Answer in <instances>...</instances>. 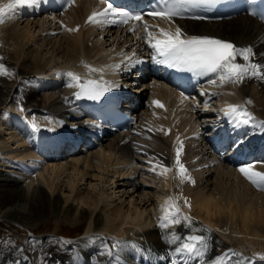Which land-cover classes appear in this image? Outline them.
Here are the masks:
<instances>
[{"label": "bare ground", "instance_id": "obj_1", "mask_svg": "<svg viewBox=\"0 0 264 264\" xmlns=\"http://www.w3.org/2000/svg\"><path fill=\"white\" fill-rule=\"evenodd\" d=\"M7 1L0 0V7L10 3L8 1L6 4ZM93 4H95L93 0H78L64 13L70 20L67 21L64 18L65 24L61 29L63 32L59 40L52 41V36H49L48 42H45L50 43L54 48L49 58L43 56L41 49L30 45V37L34 34L31 32L32 23L29 19H23V21L27 20L23 27H21V21L16 20L13 25L1 31L4 32L5 44L15 48L13 52L3 53L4 46L0 43V57H2L0 64L3 65L0 71H4V74L0 75V142L9 146V150L13 151L14 148L19 150V154H13L14 157L11 156L13 157L11 160L9 157L6 161L4 157L6 163L3 162L1 165L10 168L26 182L23 188H17V184H14L19 179H13L4 173L3 175L1 171L9 173L11 170L0 168V216L16 219L33 228L46 217L56 218V220L59 219V224L55 234H58L63 222L76 226L89 219L86 234L93 232L78 241L68 240L58 243L61 240L55 239L56 241L52 242L54 246L33 248L30 245L21 253H17L13 245H0V264H17V262L19 264H116L119 259L123 260L120 253L126 251L124 245L126 246L129 242L126 241L127 238H114L109 234L123 235L129 228V224L132 226L131 229L135 230L134 234L137 232V236H142L141 239H146L148 244L155 246L158 250L171 253L178 246L166 243L165 237L173 232L181 235L191 230L185 229L182 224L168 229L155 226L157 221L152 216L154 213L150 207L154 201L157 203L156 200L161 202L169 197L181 195L191 202L189 209L184 205L183 199H180L182 211L193 218L194 226H205L212 230L209 252L203 264H208L210 260L229 250L240 253L244 258V264H248L249 260L251 264H264V260H261V257H264V191H258L237 171L242 165L253 164L256 171L264 172V159L232 165L230 164L232 161L228 158L224 160L223 155L215 158L209 150L212 142L207 138L206 133L209 131L206 128L210 126L207 121L214 120L211 118L214 115L210 111L209 114L202 113L196 108L194 105L198 102L196 97L187 102L183 96L175 92L173 95L172 89L163 86L165 89L160 92L154 89L158 96L152 100L149 112L145 111L144 114L141 110L138 113L140 122L131 132L107 137V139L104 137L105 142L102 145L99 144L97 150L79 149L74 154L63 157V160L57 163L50 162L46 154L38 155L33 150L37 148L40 135L45 132L42 125H52L53 122L64 124L65 126L57 128L64 137L72 140L73 147L78 145L79 140L76 135L80 125L85 121L77 111L78 107L72 109L76 104L73 96L74 89L70 90V87L60 80L37 78L36 74H44L48 69L56 71L59 67L67 68L72 72L85 65L93 67L99 65V60L95 57L105 54L114 57L124 47L120 45L117 51H105L104 49L98 54L95 53L97 50L94 48L99 44L103 34L100 37H97L98 34L93 35L92 28L96 26L87 24V8ZM61 16H56V18L60 20ZM179 24L182 30L192 34L211 35L231 41L240 47L251 46L256 53L254 60L264 64V24L248 15L220 22L181 20ZM4 26L5 23L0 25V30ZM167 26L170 27L169 24ZM77 28L78 31L67 30ZM153 30L155 31L154 28ZM16 37L24 39L21 43H17L14 41ZM125 38L128 46L135 39L130 36H125ZM38 42L39 40L36 43ZM43 42L44 38L41 45L44 44ZM56 55L62 57V60L57 61ZM115 66L114 63L104 69L116 78L120 75V71ZM9 71L14 75H9ZM39 82L47 83L46 85L40 84L41 92L37 87ZM144 84L150 85L142 81L140 86ZM208 91L212 95L221 91L219 93H223L225 98L233 95L235 100V102H230V97L228 101L220 104L214 101L208 108L214 107L212 110L218 108L226 111L229 105H237L241 102L249 107L251 113L255 114L258 123L264 121V82L252 79L237 85L227 84L222 87L211 85ZM249 99L252 101L251 104L247 103ZM154 101H159L164 107H157ZM21 107L24 111L20 110ZM33 124L37 127L34 128ZM22 126L27 128V132H24ZM244 127L246 129L247 125ZM253 127H251L252 131ZM141 136L151 137L152 142L149 143L145 139L141 141L138 139ZM177 137L183 142L181 161L189 170L195 185L187 182L181 183L179 179H174ZM44 139L40 143L43 148L52 143V139L46 135ZM139 154L146 158H141ZM153 155L161 159L164 164L172 165L173 171L165 176L154 174L149 164V157ZM15 156L23 162L16 161ZM32 158L34 163L32 161L24 163ZM41 160L44 165L35 177L36 170H30V166H35ZM210 161H213L212 164H209ZM45 173L50 174V178L46 177ZM63 177L71 179L67 181L66 188L58 182ZM39 178L46 182L47 189L35 184ZM85 182L87 185L92 183L95 188L97 187V191L89 188L86 192L78 191ZM153 183L158 185V187L155 186V193L151 192ZM108 185L113 189L123 188V191H120L122 194L118 196L119 202H113V200L104 202L103 194L106 193L104 190L108 188ZM59 190L68 193L64 202L60 199ZM149 192L154 193L152 198L147 194ZM127 195L130 198L136 196L137 202L131 205L128 199L130 205L124 204L125 199L122 202L121 198ZM71 197L75 201L78 200L79 206L74 205V202L69 203ZM85 242H88L87 245L84 244ZM116 242H120L118 247L113 246ZM70 246L75 249L67 251ZM54 247L60 252H55ZM217 247L222 248L217 250ZM44 249L46 250L42 251ZM101 249H111L112 255H99ZM22 253L24 255L20 257ZM25 257H27L26 260ZM191 259H196L198 264H201L198 258L192 257ZM232 264H234V258Z\"/></svg>", "mask_w": 264, "mask_h": 264}, {"label": "snow or ice", "instance_id": "obj_2", "mask_svg": "<svg viewBox=\"0 0 264 264\" xmlns=\"http://www.w3.org/2000/svg\"><path fill=\"white\" fill-rule=\"evenodd\" d=\"M213 0H160L159 6L151 12L147 13H132L113 6L111 0H101V3L107 6L101 11L93 12L88 17L87 23L103 28L105 25H128L130 22H136L135 26L129 29L130 32L136 34L138 31H143L145 35L138 37L148 45L149 49L154 52L152 60L156 64H164L169 68L176 69L182 72L193 73L196 77L207 78L208 83L214 86L222 87L227 84H241L247 80H259L264 82V64L256 62L254 57L256 53L251 46L240 47L231 41H226L220 38L208 36H193L188 35L181 27L176 26L174 30L171 28L149 25L145 20V16L152 19L169 24L174 23L178 18H184V5L191 4H207ZM39 3V0H11V3L0 7V25H3L7 20L16 18L19 9L31 8ZM75 0H67V6L71 7ZM193 19H204L201 16H193ZM264 19V17H262ZM153 28L156 30L154 31ZM68 31H78L79 29H67ZM2 60V57H0ZM126 66H131L129 65ZM90 72L103 73V68H95L85 65ZM115 68L119 70L120 65ZM3 65L0 64V70ZM4 71H0L3 75ZM9 75H14L8 72ZM70 78L68 87H78L79 92L77 97H87L88 99H99L104 91L107 90V85L101 84L100 80L88 79L81 83V77L74 73L66 74ZM219 82V83H218ZM183 95V94H182ZM187 99V97H184ZM248 104L252 101L249 99ZM157 107L163 108L164 105L159 101H154ZM21 111L24 108L21 107ZM225 115L229 117L231 123L236 126L252 124L256 127V117L246 108L229 105L225 111ZM258 126L264 130V121H260ZM36 128L37 125L33 124ZM151 129H149L150 131ZM162 130V129H161ZM168 134V133H166ZM151 139V137H148ZM183 152V142L177 137V147L175 148L174 179H179L181 183L187 182L195 185V181L191 178L189 170L181 161ZM155 161V163H153ZM150 170L159 176H165L168 172L173 171L172 165H166L157 156L149 157ZM159 168V171H157ZM237 171L251 183L258 191H264V172L256 171L255 165L247 164L240 166ZM183 199L184 205L189 209L191 202L187 197L172 196L165 201V206L161 208L164 215L159 219L158 224L161 229H168L172 226L183 225L185 229L191 230L194 233H204L203 235L190 234L181 237L180 234L173 232L165 237L168 244L179 242V246L169 253L173 257L171 264H189L192 257L198 258L203 264L209 248L212 230L205 226H194L193 218L184 213L178 201ZM219 231V229H217ZM39 243L33 241V244ZM58 243H64L59 241ZM120 242H116L114 247H118ZM23 251V249H20ZM99 255H112L111 249H101ZM177 256H183L182 261L175 259ZM244 264V258L240 253L232 250L225 252L223 255L216 256L210 260L208 264ZM27 257H25V260ZM264 260V257H261ZM19 264V262H17ZM251 264V261H248Z\"/></svg>", "mask_w": 264, "mask_h": 264}, {"label": "rangeland", "instance_id": "obj_3", "mask_svg": "<svg viewBox=\"0 0 264 264\" xmlns=\"http://www.w3.org/2000/svg\"><path fill=\"white\" fill-rule=\"evenodd\" d=\"M26 23V22H25ZM25 23L24 24H22L21 25V27H23L24 25H25ZM40 23V24H39ZM39 23L38 22H33L32 24H31V27H32V29H31V32H32V34H34V36H31L30 37V39H31V41H30V45L33 47V48H38V49H41L42 50V52H43V56H45V58H49L51 55L50 54H52L53 52H54V48L53 47H51V44L49 45L48 43H45V42H48V40H49V35L50 34H48V32L46 33V32H43V33H40L42 30H40V28L41 27H43V22L42 21H39ZM32 25H34V26H32ZM40 25H42V26H40ZM50 25H49V22L48 21H46L45 23H44V27H45V30H47V31H49L48 30V27H49ZM63 27V26H62ZM63 32V31H62ZM62 34V33H61ZM60 36L61 35H57V37H55V38H53L52 37V41H58L59 40V38H60ZM33 37V38H32ZM18 38V39H17ZM44 38V44L43 45H41V41H42V39ZM24 38H19V37H16L15 38V42H17V43H21L22 42V40H23ZM58 39V40H57ZM39 40V42L38 43H36L37 41ZM58 46V44L56 45V47ZM9 46H7L6 47V49H5V51H8V52H13L14 51V46H11V47H9ZM50 47L53 49V51H52V49H50ZM52 52V53H51ZM48 55V56H47ZM55 59L57 60V61H61L62 60V57H60L59 55H56L55 56ZM59 59V60H58ZM148 95H149V97H151L152 96V91H149V93H148ZM148 95H145V98H146V96H147V98H148ZM223 97V98H222ZM225 97L223 96V94H219V96H218V98H217V100H218V102L219 103H221V102H225V101H228L227 99H224ZM224 99V100H223ZM229 99V98H228ZM214 108V107H213ZM215 108H217V106H215ZM9 147V146H8ZM7 146H5L2 142H0V152H5L6 151V155L7 156H5V159H6V161H7V158H9V157H11V156H13V154H15V151H17L15 148H14V150L12 151L11 149L9 150V148H8ZM8 152V153H7ZM9 154V155H8ZM4 158V157H3ZM0 159V168H5L4 170H11L10 168H8V167H4L3 165H1V164H3V162H5V160L4 159ZM2 161V162H1ZM6 163V162H5ZM12 171V170H11ZM13 172V171H12ZM1 173L3 174H5V175H8V176H11V177H13V179H18V177H16L15 175H10V174H8V172L7 171H1ZM3 174V175H4ZM48 173H45V176L46 177H48V178H50L49 177V175H47ZM20 177V176H19ZM20 178H22V177H20ZM68 178V179H67ZM23 179V181H20V180H18L17 182H15V184L14 185H16L17 186V188L18 187H21V188H23L24 187V185H25V182H26V180H24V178H22ZM41 178H39V180H37L36 182H35V184L37 185H39V187L40 186H42L43 188H45V189H47V185H46V182L43 180V179H41ZM71 179L69 178V177H63V178H61L58 182H60V184H62L63 186L65 185V188L67 187V185H68V182L67 181H70ZM44 181V182H43ZM22 185H21V184ZM65 183V184H64ZM37 185V186H38ZM90 186H91V188H90ZM93 186V187H92ZM156 183H153L152 184V190H151V192L153 191L154 193H155V191L154 190H156ZM11 187H13V186H11ZM108 188L106 189V190H104L106 193H104L103 194V197H104V202L106 203V202H108V201H110V200H113V202L115 201V202H119V200H118V196L119 195H121L122 193V191H123V188H118V189H113V188H111V187H109V185L107 186ZM65 188L63 189V190H65ZM88 188L89 189H93V190H95V191H97L96 189H97V187L95 188L94 187V185L92 184V183H89L88 185H87V183L85 182V183H83L80 187H79V190L78 191H80V192H86L87 190H88ZM95 188V189H94ZM109 189H111V190H109ZM120 189V190H119ZM60 191V193H61V197H60V199H61V201L63 200V202H64V198H66L67 197V195H68V193L66 192V191H63V192H61V190H59ZM99 192H100V190H98ZM113 191H114V193H113ZM121 191V192H120ZM128 191V190H127ZM98 192V193H99ZM48 193V192H47ZM131 192H129V194H130ZM154 193H147L148 195H149V197H153L154 196ZM111 194V195H110ZM49 195H51L50 194V192H49ZM113 195V196H112ZM110 196V197H109ZM109 198V199H108ZM121 199H123V200H121L122 202H124V199H125V202H124V204H128V205H130V203H128L129 201H131V205H134V202H137L136 201V196H133L132 198H130L128 195H127V197L125 196V198L123 197V198H121ZM128 199H129V201H128ZM132 199V200H131ZM117 200V201H116ZM154 200V199H153ZM132 201H133V204H132ZM73 203L74 205H76V206H79L78 205V200L77 201H75L74 200V198L73 197H71V199H70V201H69V203ZM104 202H103V204H104ZM156 202L157 203H155V201L153 202V204H152V206L150 207L152 210L151 211H153V213L155 214V215H162V214H164L162 211H161V208L162 207H164L165 206V202L163 201V200H161V202H160V200H156ZM155 204H157V205H155ZM160 204V205H159ZM163 204V205H162ZM162 206V207H161ZM81 207V206H80ZM86 207V206H85ZM154 207V208H153ZM156 207V208H155ZM158 207V208H157ZM157 209V210H156ZM156 210V211H155ZM99 211V210H98ZM97 211V212H98ZM101 213H102V211H101ZM104 214H105V212H104ZM42 215H44V214H42ZM44 217V216H43ZM47 218V217H46ZM42 219V221H39L38 222V225L35 227V228H33V227H30L29 225H25L24 223H21L20 221H18V220H16V219H12V218H9V217H2V216H0V245H4V246H12L13 245V247H15L14 248V250L17 252V253H21L22 251H20V249H26V248H28V246H30V245H32L33 246V248L34 247H36V246H38L39 248H42V247H46L47 245H50V246H54V243H52L53 241H56V240H61V241H78V240H80V239H83L86 235H90V234H92V232L93 231H91L90 233H88V234H86L87 233V229H88V226H89V219H87V220H85V221H83V222H81V225L79 226V225H76V226H74V225H70V224H68V223H65V222H63L62 223V225L60 226V229H59V231H58V234H55V230H56V227H57V225L59 224L58 222H59V219L58 220H56V218H47V219ZM66 218V217H65ZM128 227L130 228H128V229H126L125 230V232L123 233V235H125V234H129V232L131 231V232H135V230H133V229H131L132 228V226H131V224H129L128 225ZM133 230V231H132ZM63 234H65L66 236H64ZM44 239V240H43ZM56 239V240H55ZM94 239V238H93ZM92 239V240H93ZM38 240H40L39 241V243H35V244H33V241H36V242H38ZM44 241L43 243H41L42 241ZM48 240V241H47ZM51 240V241H50ZM45 241H46V243H45ZM87 243L88 242H85L84 244L85 245H87ZM57 247H59V245H57ZM48 248V247H47ZM46 248V249H47ZM55 248V252L56 251H58V252H60V250H58V248H56V247H54ZM80 249L82 248V247H79ZM24 249V250H25ZM46 249H44V250H42V251H45ZM68 249L69 250H73V249H75L74 247H68L67 248V251H68ZM83 249V248H82ZM23 250V251H24ZM27 250V249H26ZM24 255V253H22L21 255H20V257L21 256H23ZM31 255H32V257H33V253H31ZM41 255V254H40ZM39 255V256H40Z\"/></svg>", "mask_w": 264, "mask_h": 264}]
</instances>
